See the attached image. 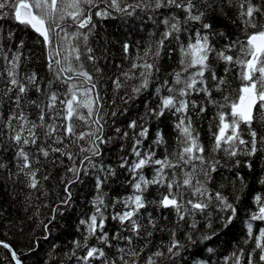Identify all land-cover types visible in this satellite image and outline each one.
<instances>
[{
    "label": "snow or ice",
    "instance_id": "6c2138e0",
    "mask_svg": "<svg viewBox=\"0 0 264 264\" xmlns=\"http://www.w3.org/2000/svg\"><path fill=\"white\" fill-rule=\"evenodd\" d=\"M0 249L264 264V0H0Z\"/></svg>",
    "mask_w": 264,
    "mask_h": 264
},
{
    "label": "trees",
    "instance_id": "16d2710c",
    "mask_svg": "<svg viewBox=\"0 0 264 264\" xmlns=\"http://www.w3.org/2000/svg\"><path fill=\"white\" fill-rule=\"evenodd\" d=\"M30 43H34V41H29ZM238 239V238H237ZM3 250L2 249H0V256H3Z\"/></svg>",
    "mask_w": 264,
    "mask_h": 264
}]
</instances>
